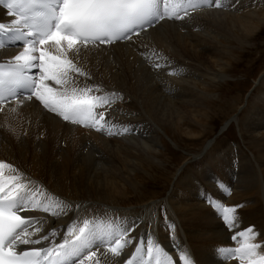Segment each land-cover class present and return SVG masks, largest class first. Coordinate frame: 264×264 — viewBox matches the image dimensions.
Listing matches in <instances>:
<instances>
[{
    "label": "bare ground",
    "instance_id": "1",
    "mask_svg": "<svg viewBox=\"0 0 264 264\" xmlns=\"http://www.w3.org/2000/svg\"><path fill=\"white\" fill-rule=\"evenodd\" d=\"M222 2L226 7L221 9L205 6L190 10L181 20H161L154 28L134 38V43L100 48L81 45L78 55H70L73 63L88 75L77 77L71 73L75 85L70 84L69 90L72 86L99 85L105 92L118 93L122 100L108 110L106 119L115 123L122 133V125L130 127L127 133L108 136L64 121L34 97L18 98L16 102L3 105L0 161L17 169L16 173L9 168L3 169L4 180L22 175L25 179L19 182L31 181V191L37 199L63 201L71 206L67 214L59 216L38 208L23 213L35 221L29 228V232L34 233L32 239L55 230V240L60 243L68 227L82 226L85 219L94 221L103 231L120 226L124 218L128 226L137 224L130 233L131 241L141 248L137 258L141 255L149 258V244L146 245L144 236L137 232L142 220L132 213L117 211L115 201L125 198L127 190L133 192L136 184L142 186L139 181L147 182L148 169L159 155L157 130L171 127L180 136L184 122L196 125L198 107L207 103L199 91L200 86L210 84V87L221 81L227 73L231 45L243 43L258 28L256 21L264 23V0ZM11 20L0 6V23ZM20 50L22 48H0V62L11 61ZM157 63L160 68L153 67ZM48 83L57 89L63 87ZM259 104L261 107H253L255 111L252 110L246 124L255 167L239 147H230L215 163L212 160L214 164L210 168L180 183L168 196L169 205L178 213V220L189 235L187 239L195 264H240L227 256V250L238 246V241L231 239L232 235L249 226L254 227L256 233L253 242L264 244V133H260L264 130V99ZM100 111L104 109H97ZM133 125L140 129L136 137ZM107 200L116 207L107 205ZM209 200L220 202L224 207L239 206L236 229L225 227L222 213L210 207ZM36 228L40 231L36 232ZM153 232H156L154 225ZM154 237L157 240L156 243L151 241L153 248L163 246L161 258L164 254L172 256V264H177L181 251L186 250L181 240L167 233ZM173 241L175 247H172ZM51 243L49 240L19 247H50ZM92 251L96 256L85 264H125L135 247L127 245L122 257L113 256L105 245L94 247ZM151 259L152 264H156L155 252Z\"/></svg>",
    "mask_w": 264,
    "mask_h": 264
},
{
    "label": "snow or ice",
    "instance_id": "2",
    "mask_svg": "<svg viewBox=\"0 0 264 264\" xmlns=\"http://www.w3.org/2000/svg\"><path fill=\"white\" fill-rule=\"evenodd\" d=\"M0 6L12 18L10 24L0 23V48H22L7 65L0 64V111L9 99L17 97V89H24L28 93L27 99L34 97L64 121L108 136L131 131L130 127L123 126L122 133L115 123L106 119L108 110L122 100V96L116 92H105L98 85L72 86L69 90L70 84L75 85L71 73L77 77L88 75L73 63L70 55H78L81 45L100 48L134 43V38L154 28L159 21L181 20L189 15L190 10L205 6L226 7L222 0H0ZM153 67L160 68L161 65L157 63ZM34 69H38V74L33 72ZM49 81L63 86L62 89L50 86ZM97 109L104 111L97 112ZM11 110L16 111L15 108ZM5 168L17 172L11 164L0 161V264H85L96 256L92 251L94 247L105 245L113 256L122 257L129 244L135 247V252L125 264H152L154 252L156 264H172L173 257L164 254L161 258L164 250L159 246L154 249L151 241L147 248L149 259L143 255L137 258L141 248L135 246L130 238L135 223L124 227L115 225L102 231L94 221L85 219L82 226L68 227L60 243L55 240V230L39 239H32L34 233L29 232V228L35 221L21 213L38 208L59 216L67 214L71 206L63 201L37 199L31 191V181L27 184L19 182L25 179L22 175L5 181ZM208 204L222 213L227 229H236V209L239 206L224 207L213 200ZM255 237L254 227L236 231L231 239L238 241V246L228 249L227 256L240 264H264V244L253 242ZM49 240L52 241L50 247L42 245L31 250L19 247ZM180 262L195 264L187 250L181 251L177 264Z\"/></svg>",
    "mask_w": 264,
    "mask_h": 264
},
{
    "label": "rangeland",
    "instance_id": "3",
    "mask_svg": "<svg viewBox=\"0 0 264 264\" xmlns=\"http://www.w3.org/2000/svg\"><path fill=\"white\" fill-rule=\"evenodd\" d=\"M255 23L258 28L249 34L243 43L236 42L231 45L230 62L225 68V77L210 87V84L203 86L205 88L200 86L199 91L208 104L198 107L199 117L196 116V125L184 122L181 125L184 135L180 133V136L171 127L158 129L160 145H157L156 151L159 155L152 168L148 169V175L145 176L147 182L139 181L142 186L137 187L136 184L133 192L127 190L128 195L125 198L115 201L117 211L132 213L133 217L142 220V225L145 226L140 223L137 232L144 236L146 245L149 241L156 243L154 236L167 233L168 236L181 240L190 252L187 230L179 222L178 213L169 205L170 192L191 176L210 168L230 147H239L251 164H255L252 153L254 150L250 146V133L246 131L252 110L255 111L253 107H261L259 103H263L264 99V23ZM206 88L209 90L205 91ZM133 127L136 137L140 129L135 125ZM260 133H264V130ZM105 203L113 205L110 200ZM115 205L112 207H116ZM124 220L121 219V225L128 226ZM163 222L166 225H161ZM153 225L156 232H153ZM143 230L146 231L144 234ZM175 245L173 242L172 247Z\"/></svg>",
    "mask_w": 264,
    "mask_h": 264
}]
</instances>
